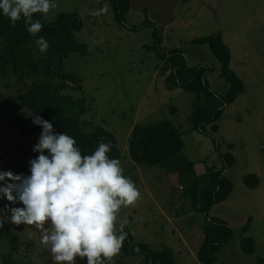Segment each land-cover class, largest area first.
<instances>
[{
    "label": "rangeland",
    "instance_id": "obj_1",
    "mask_svg": "<svg viewBox=\"0 0 264 264\" xmlns=\"http://www.w3.org/2000/svg\"><path fill=\"white\" fill-rule=\"evenodd\" d=\"M129 1L125 26L116 22L109 0H56L57 7L47 17L42 16L44 22H51L60 12H76L82 23L76 38L86 44L87 54L73 50L65 57V70L80 78L81 87L69 88L66 94L75 100H87L84 121L101 124L115 135L124 174L141 192L134 206L121 209L120 219H127L126 226L134 230L135 243H149L156 251L170 248L177 264H203L198 253L205 239L207 218L192 209L190 199L182 194L183 187L166 168L138 165L130 157V139L136 125L170 120L183 134V153L189 159H206L208 165L221 168L215 138L223 153L232 152L236 157L226 171L234 184L232 194L214 205L211 214L226 220L236 235L216 253L218 261L213 264H264V0ZM156 32L161 45L151 50L148 46L154 45ZM216 32L222 33L230 47V67L243 80L245 90L225 107L216 121V132L207 125L212 136L193 129L191 112L196 94L167 87L166 76L161 75L165 60L159 51L167 54L174 48L181 49L191 66L208 69L211 88L225 96L228 85L220 75V61L208 44L191 42ZM3 44L0 39V49ZM16 78H3L0 71V171L29 175V161L38 155L33 147L40 135L33 128L29 109L14 100L24 89ZM196 170L204 175L206 165H197ZM248 174L259 176L257 188L245 184ZM5 205H22L0 199V211L7 214L0 218L20 236L17 258L52 264L50 251L41 243L42 232L35 226L12 224ZM248 223L250 230L243 233ZM244 237L255 239V254L242 250ZM2 247L8 250L7 242H2ZM146 263L145 256L128 255L123 246L112 261L106 262Z\"/></svg>",
    "mask_w": 264,
    "mask_h": 264
},
{
    "label": "trees",
    "instance_id": "obj_2",
    "mask_svg": "<svg viewBox=\"0 0 264 264\" xmlns=\"http://www.w3.org/2000/svg\"><path fill=\"white\" fill-rule=\"evenodd\" d=\"M109 2L113 6L116 22L125 26L126 15L131 7L130 1ZM34 19H40L43 24L37 36L27 31L23 20L12 27L10 20L0 15V39L4 41L0 49L1 76L3 78L17 76V83L24 84V89L14 97V100L29 109L31 115L37 113L51 121L56 132H66L73 136L82 154H92L100 142L111 141L113 148L108 155L121 161L122 154L115 135L101 124L96 125L82 119V115L87 111V100L83 98L75 100L66 94L69 88L81 87L80 78L65 70L67 53L78 50L82 55L87 54L86 44L76 38V33L82 28L77 13L60 12L51 22H44L40 14H35ZM41 36L49 41V48L45 54H41L36 45V40ZM154 36V45L148 46L151 50L159 48L162 41L159 33L156 32ZM191 42L206 43L210 46L221 63L220 75L228 85L227 94L225 96L217 94L208 82V69L202 65L191 66L182 50L178 48L170 50L167 54L159 51L165 60L161 75L166 76L169 89L180 87L196 94L191 112L193 129L212 135L207 130V125L211 124V132L218 130L216 121L223 115L225 107L234 102L245 90V85L230 67L232 52L222 33L216 32L194 38ZM33 128L39 135L41 134V126L33 123ZM215 144L222 162L221 168H218V164L208 165L206 159L193 161L186 157L183 153L185 148L183 134L170 120H162L148 126L136 125L129 145L132 161L138 165H161V168H166L169 176L174 177L183 187L182 194L186 199H190L192 209L207 218L203 229L205 239L198 253L203 264L217 262L216 253L236 235L235 229L226 220L211 215L214 205L226 201L232 194L234 184L226 175V171L236 161L232 152L221 151V144L216 138ZM45 153L47 154V150ZM202 164L206 165V174L198 175L196 167ZM245 184L255 189L260 184V178L256 174H248L245 177ZM173 188L178 189L175 186ZM131 218L133 219V216ZM249 230L248 223L242 231L246 233ZM124 231L128 232L123 245L124 253L145 256L146 264H177L170 248L156 251L149 243H135V232L131 228L126 226ZM18 239H20L18 233L5 221L4 227L0 228V264H36L17 258L20 247ZM4 241L8 244L6 251L2 247ZM241 248L247 254H255V239L244 237L241 240ZM77 264L85 262L78 258Z\"/></svg>",
    "mask_w": 264,
    "mask_h": 264
},
{
    "label": "clouds",
    "instance_id": "obj_3",
    "mask_svg": "<svg viewBox=\"0 0 264 264\" xmlns=\"http://www.w3.org/2000/svg\"><path fill=\"white\" fill-rule=\"evenodd\" d=\"M56 7V0H0V15L12 27L23 20L27 31L37 36L43 24L34 15L47 17ZM36 45L45 54L49 41L41 36ZM30 116L42 128L33 147L38 155L29 161L30 174L0 171V199L22 205H5L10 222L39 229L52 264H77L78 258L85 264L112 261L128 237L121 209L138 202L139 188L124 174L121 161L108 155L111 141L100 142L92 154L84 155L73 136L56 132L53 123L37 113ZM4 224L0 220V228Z\"/></svg>",
    "mask_w": 264,
    "mask_h": 264
},
{
    "label": "crops",
    "instance_id": "obj_4",
    "mask_svg": "<svg viewBox=\"0 0 264 264\" xmlns=\"http://www.w3.org/2000/svg\"><path fill=\"white\" fill-rule=\"evenodd\" d=\"M134 162V161H133Z\"/></svg>",
    "mask_w": 264,
    "mask_h": 264
}]
</instances>
